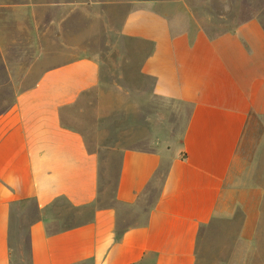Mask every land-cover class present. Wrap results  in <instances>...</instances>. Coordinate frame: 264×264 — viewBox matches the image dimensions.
Returning a JSON list of instances; mask_svg holds the SVG:
<instances>
[{
  "label": "crops",
  "instance_id": "1",
  "mask_svg": "<svg viewBox=\"0 0 264 264\" xmlns=\"http://www.w3.org/2000/svg\"><path fill=\"white\" fill-rule=\"evenodd\" d=\"M138 1L123 31L143 53L127 59L123 83L81 56L0 115V264H202V236L229 224L248 246L241 264L252 253L256 264L264 26L252 18L191 37L179 18L195 5ZM198 2L201 15H247L245 0ZM21 10L0 0L1 48L15 45ZM23 234L25 263L14 254Z\"/></svg>",
  "mask_w": 264,
  "mask_h": 264
},
{
  "label": "rangeland",
  "instance_id": "2",
  "mask_svg": "<svg viewBox=\"0 0 264 264\" xmlns=\"http://www.w3.org/2000/svg\"><path fill=\"white\" fill-rule=\"evenodd\" d=\"M187 3L195 5L197 12L194 17L179 18L183 35L194 37L193 29H202L207 36L215 37L236 23L252 18L264 26V0H245L241 12L247 15L235 17L201 15L197 9L201 2L187 0ZM141 4L138 0H21L22 10L12 21L13 29L16 26L18 30V39L13 47H0V115L15 103L18 94L35 84L43 72L81 56L103 62L111 78L123 83L119 75L125 73L127 59L140 60L143 53L142 41L128 39L123 31L127 14L142 8ZM261 157L260 171L264 180V149ZM239 229V225L229 224L203 235L199 242L202 264H221L222 260L241 264V256L236 253L248 246H241ZM22 239V247L14 251L20 262L27 261L29 256L24 234ZM258 248L256 264H264V235ZM253 249L250 245L249 250L253 252ZM248 263L254 264L253 253Z\"/></svg>",
  "mask_w": 264,
  "mask_h": 264
}]
</instances>
